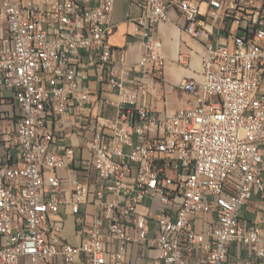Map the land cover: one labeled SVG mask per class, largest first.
<instances>
[{"label": "built area", "instance_id": "built-area-1", "mask_svg": "<svg viewBox=\"0 0 264 264\" xmlns=\"http://www.w3.org/2000/svg\"><path fill=\"white\" fill-rule=\"evenodd\" d=\"M114 2L0 0V264H119L130 245L153 249L150 264H264V218H240L264 200V0H128L140 76L163 81L170 13L203 46L201 81L178 86L193 102L171 112L137 103L141 78L109 43ZM56 117L92 132V182L57 175L74 148L52 147Z\"/></svg>", "mask_w": 264, "mask_h": 264}, {"label": "crops", "instance_id": "crops-1", "mask_svg": "<svg viewBox=\"0 0 264 264\" xmlns=\"http://www.w3.org/2000/svg\"><path fill=\"white\" fill-rule=\"evenodd\" d=\"M136 16L137 11L129 6L128 0H115L112 13V21L115 28L109 36V43L113 47L115 58L133 66L132 76L141 78V84L137 91V103L157 112H171L192 104V97L180 91L178 86L182 82L189 80L201 81L200 56L204 53L201 42L183 33L179 28L181 21L174 13H170L171 21L160 23L156 28V37L161 42V53L165 64L161 75L163 81L154 84L151 78L137 74L134 66L142 53V47L139 41L130 35L132 27L127 18ZM89 80V85L95 89L102 88L93 75L90 76ZM155 81H157L156 78ZM99 95L103 96V93L101 92ZM109 97L115 99L114 95ZM92 99L94 100V98ZM83 113L84 115H95L96 110L88 106V109L84 110ZM75 121L74 118H71L70 121L69 118L61 121L56 117L51 124V129L57 138L55 145H52V147L61 149L64 146H72L74 148L73 163L67 168L58 171L57 175L62 179L78 177L81 180L92 182L93 174L88 175L87 172L88 146L92 138V132L78 131L74 128ZM91 189H93L92 185ZM263 201L259 196L254 195L252 200L240 211L241 222L262 221L264 218ZM83 210L84 212L80 216L87 215L90 217L92 207L86 206ZM61 216L65 220L63 229L65 242L71 245H79L83 238L81 225H78L74 217L70 216L64 208L61 209ZM89 217L87 218L88 222L90 220ZM261 226L264 228V223H261ZM154 254L155 251L153 249L143 251L138 246L130 245L127 248L124 261L119 264H150V257L152 258ZM54 264H63L60 257L54 260ZM70 264H83V262L75 261ZM191 264H198V260L195 258L191 259Z\"/></svg>", "mask_w": 264, "mask_h": 264}, {"label": "bare ground", "instance_id": "bare-ground-1", "mask_svg": "<svg viewBox=\"0 0 264 264\" xmlns=\"http://www.w3.org/2000/svg\"><path fill=\"white\" fill-rule=\"evenodd\" d=\"M94 126L95 128L103 127V116L97 115L94 117ZM120 132H127V125H120Z\"/></svg>", "mask_w": 264, "mask_h": 264}, {"label": "rangeland", "instance_id": "rangeland-1", "mask_svg": "<svg viewBox=\"0 0 264 264\" xmlns=\"http://www.w3.org/2000/svg\"><path fill=\"white\" fill-rule=\"evenodd\" d=\"M143 204L148 205V202H147V201H144ZM197 217L200 218L199 215H198ZM22 263H23V264H27V262H26L25 260H24Z\"/></svg>", "mask_w": 264, "mask_h": 264}]
</instances>
